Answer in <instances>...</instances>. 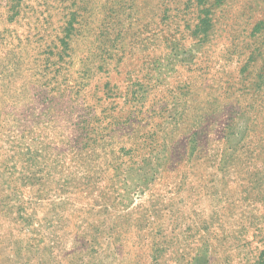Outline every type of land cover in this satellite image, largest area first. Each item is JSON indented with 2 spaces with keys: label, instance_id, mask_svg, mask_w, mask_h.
I'll use <instances>...</instances> for the list:
<instances>
[{
  "label": "rangeland",
  "instance_id": "374dc122",
  "mask_svg": "<svg viewBox=\"0 0 264 264\" xmlns=\"http://www.w3.org/2000/svg\"><path fill=\"white\" fill-rule=\"evenodd\" d=\"M0 264H264V0H0Z\"/></svg>",
  "mask_w": 264,
  "mask_h": 264
}]
</instances>
